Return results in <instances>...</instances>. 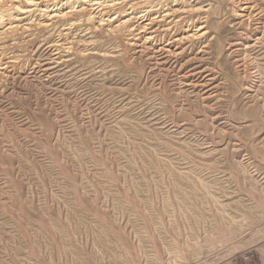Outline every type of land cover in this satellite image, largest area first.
<instances>
[{"label": "rangeland", "instance_id": "rangeland-1", "mask_svg": "<svg viewBox=\"0 0 264 264\" xmlns=\"http://www.w3.org/2000/svg\"><path fill=\"white\" fill-rule=\"evenodd\" d=\"M18 1L0 0V264H222L264 242V0Z\"/></svg>", "mask_w": 264, "mask_h": 264}, {"label": "bare ground", "instance_id": "bare-ground-1", "mask_svg": "<svg viewBox=\"0 0 264 264\" xmlns=\"http://www.w3.org/2000/svg\"><path fill=\"white\" fill-rule=\"evenodd\" d=\"M50 1V2H49ZM47 0V1H45L44 3H39L38 1H36V0H22V2L20 3L19 1H18V4H16V3H13V9L15 10V11H17V12H19L20 14H23V15H28V14H30V12L35 8V7H37V6H39V7H43V9H48L50 6H53V10H60L61 8H71V7H74V5L75 4H78L79 2L80 3H89L90 5H91V7L92 8H96V7H114L115 5H117V4H119V3H124V2H127L128 0ZM196 3H202V2H204L203 0H194ZM244 1V0H243ZM181 3V1H179V0H156V4L155 5H150L149 7L147 6V8H146V10H153V8L156 6H158V5H160L161 3H164L165 4V6L167 7L166 9H165V14L164 15H175V13H177V12H186V10H185V8H183V7H181V6H179L178 8L175 6V5H173V6H175V8H173V6H172V8H170L169 7V4H171V3H173V4H176V3ZM245 2H247V1H245ZM20 3V4H19ZM160 3V4H159ZM210 3V2H209ZM209 3H207V5L206 6H203L200 10H202V11H207L208 9H209ZM128 4V3H127ZM246 4V3H245ZM248 4V3H247ZM59 5V6H58ZM120 5V4H119ZM135 5V4H134ZM251 5V4H250ZM128 6V5H127ZM164 6V5H163ZM256 6V5H255ZM207 7V8H206ZM128 9H130V8H128ZM133 9V8H132ZM139 9V8H138ZM137 9V10H138ZM181 9V10H180ZM247 9V8H246ZM257 9V8H256ZM144 10V9H143ZM154 10H156L155 11V13H156V15H158L159 16V13H160V11H159V9H154ZM189 10V9H188ZM8 10H1L0 9V22H2L4 19H3V17L5 16V14H6V12H7ZM147 11V12H148ZM142 12V11H141ZM129 13V12H128ZM132 13H133V11H132ZM139 13V12H138ZM144 13V12H143ZM89 14H94V12H90ZM96 14V13H95ZM94 14V15H95ZM130 14V13H129ZM127 15V14H126ZM141 15V14H140ZM90 16H93V15H90ZM157 16V17H158ZM139 16H137V18H138ZM176 17V16H175ZM139 18H142V17H139ZM161 19L163 18V17H160ZM196 18V17H195ZM16 19L17 20H20L21 18H17V16H16ZM109 19V18H108ZM115 19V18H114ZM191 21H194V17H192V18H189ZM129 20V19H128ZM140 20V19H139ZM185 20V19H184ZM189 20V21H190ZM200 20V19H199ZM155 20H151V21H149V22H147V23H145V25L143 26V28L145 29V28H148V29H150V32H149V34H148V36H147V38H149V39H151V38H153V37H155V34L154 33H156V32H158L157 31V28H155V30H151L153 27H154V25H155V23H153ZM176 21V20H175ZM175 21H169L163 28H162V30L164 31V33H167V32H169L170 30H172V28H173V23L175 22ZM178 21V20H177ZM211 19L209 18V17H205V19L203 20V21H201V23H200V25L199 26H197L196 28H194V32H191V33H189L188 31H185L186 33H181L182 35L181 36H178V35H173L172 37H170L169 38V40L171 39L172 41H174V42H176V43H179V42H182L183 40H185V39H188V38H190V37H192V36H195L196 34H197V32H201V31H203V30H205V32H208L209 31V26L211 25ZM184 21L182 20H180L178 23H183ZM187 22V21H186ZM195 22V21H194ZM113 23V22H112ZM137 24V23H136ZM173 24V25H172ZM185 24V23H184ZM194 24V23H193ZM139 25V24H138ZM189 25V24H188ZM191 25V24H190ZM142 26V25H141ZM180 26V25H179ZM186 26V25H185ZM182 27V26H181ZM180 27V28H181ZM146 30V29H145ZM178 30V29H177ZM182 31H184V30H182ZM140 32V31H139ZM202 33H204V32H201L200 34H202ZM142 34V33H141ZM144 34V33H143ZM136 35V34H135ZM166 36V35H165ZM143 37V36H142ZM157 38V37H156ZM160 38V37H159ZM144 39V38H143ZM169 43V42H168ZM175 43V44H176ZM148 44V43H147ZM162 44V43H161ZM170 44V43H169ZM174 44V45H175ZM166 45V44H165ZM172 45V44H171ZM173 45V46H174ZM152 49V48H151ZM172 52V51H171ZM153 54V53H152ZM157 57V56H156ZM160 58V57H159ZM153 59H154V57H153ZM165 59V58H164ZM160 60V59H159ZM158 61V60H157ZM161 61H165V60H161ZM193 64V63H192ZM199 69V68H198ZM199 71H200V69H199ZM183 73V72H182ZM190 73H191V71H190ZM203 73H205V72H203ZM186 74V73H185ZM199 78V77H198ZM203 80V79H202ZM208 82V81H207ZM217 86V85H216ZM211 93V92H210Z\"/></svg>", "mask_w": 264, "mask_h": 264}, {"label": "crops", "instance_id": "crops-1", "mask_svg": "<svg viewBox=\"0 0 264 264\" xmlns=\"http://www.w3.org/2000/svg\"><path fill=\"white\" fill-rule=\"evenodd\" d=\"M222 264H264V242L252 249L247 256H239Z\"/></svg>", "mask_w": 264, "mask_h": 264}]
</instances>
